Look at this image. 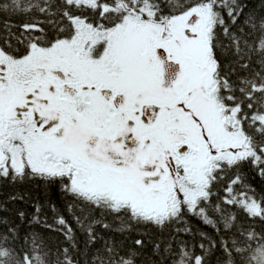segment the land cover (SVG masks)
Listing matches in <instances>:
<instances>
[{
	"label": "snow or ice",
	"instance_id": "1",
	"mask_svg": "<svg viewBox=\"0 0 264 264\" xmlns=\"http://www.w3.org/2000/svg\"><path fill=\"white\" fill-rule=\"evenodd\" d=\"M255 179L264 0H0V264H264Z\"/></svg>",
	"mask_w": 264,
	"mask_h": 264
},
{
	"label": "trees",
	"instance_id": "2",
	"mask_svg": "<svg viewBox=\"0 0 264 264\" xmlns=\"http://www.w3.org/2000/svg\"><path fill=\"white\" fill-rule=\"evenodd\" d=\"M253 185L255 186L257 193H260L262 191H264V183H262L259 179H255L252 181ZM16 193H25V194H30V196L32 198H35L37 196H40V198L43 200L45 198L44 194H43V189L42 187L38 184V182L36 181H27L23 184H14L10 181H3L0 180V201H7L8 197L11 196L12 194H16ZM51 198L56 201L58 207L61 209L62 214L66 217V219L68 220V222L70 224H72L73 228L76 227L75 223L73 222V218L72 216L66 212L64 210L63 207V202L62 200H60L57 196V192L56 190L53 188L51 190ZM9 207L11 209H25V210H29L28 208V203L27 201L25 202H16V203H10ZM7 215L11 216L12 213H6ZM191 219V218H189ZM49 222H52V215L51 213H49ZM191 223L194 227H200V228H204V225L200 224V222L198 220H194L191 219ZM208 232H211V228H206L205 229ZM41 231H43L41 229ZM44 235L46 237H52L55 234L53 233H48V232H44ZM79 235V233H78ZM62 239V237H61Z\"/></svg>",
	"mask_w": 264,
	"mask_h": 264
}]
</instances>
